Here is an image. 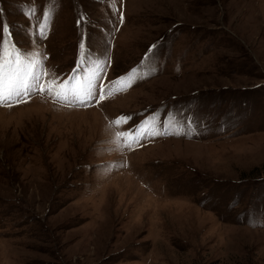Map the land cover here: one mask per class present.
Wrapping results in <instances>:
<instances>
[{"label":"rangeland","instance_id":"obj_1","mask_svg":"<svg viewBox=\"0 0 264 264\" xmlns=\"http://www.w3.org/2000/svg\"><path fill=\"white\" fill-rule=\"evenodd\" d=\"M3 39L106 66L98 103L0 107V264H264V0H0Z\"/></svg>","mask_w":264,"mask_h":264},{"label":"snow or ice","instance_id":"obj_2","mask_svg":"<svg viewBox=\"0 0 264 264\" xmlns=\"http://www.w3.org/2000/svg\"><path fill=\"white\" fill-rule=\"evenodd\" d=\"M49 14H44V22L37 26V35L40 39H47ZM84 17L78 20L82 23ZM120 22L123 23V14L120 15ZM3 36L9 34L7 24L2 28ZM81 48L84 47L82 44ZM155 47V46H151ZM47 57H42L38 50L23 51L14 43L10 44L8 39L0 40V107H14L21 103H26L31 96L41 94L48 95L54 103L69 107H87L94 102L98 103L105 98L103 87L97 84L101 80L100 73L104 72L106 61H96L94 70L85 75L83 82L77 80L74 76H69L66 80L57 81L50 72H45L43 62ZM48 76V83L44 84V78ZM131 77H129L130 79ZM123 79V78H119ZM128 117H120L112 123L120 125L121 121L128 120ZM152 125L158 121L153 116L143 122L142 125L134 126L131 132L120 131L115 134V144L121 150L128 147L131 150L133 144L144 138L140 129L149 124ZM135 133V139L127 142L126 138ZM160 134V133H153ZM163 134H167L164 132ZM122 138H125L122 140Z\"/></svg>","mask_w":264,"mask_h":264}]
</instances>
